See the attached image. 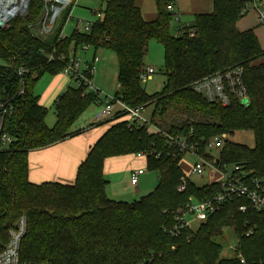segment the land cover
<instances>
[{"label":"trees","instance_id":"trees-1","mask_svg":"<svg viewBox=\"0 0 264 264\" xmlns=\"http://www.w3.org/2000/svg\"><path fill=\"white\" fill-rule=\"evenodd\" d=\"M155 3L158 16L147 22L136 0H107L103 17L93 23L90 33L74 31L64 37L68 10L48 42L35 37L22 23L13 22L10 29L0 30L4 63L0 65V100L15 97L16 105L4 123V132L13 142L9 150L0 152V253L9 240L8 231L25 216L27 231L20 259L30 264H241L220 256L223 244L215 240L230 227L247 264H264V215L251 208L242 213L238 201L202 223L190 241L186 236L174 239L169 235L178 209L191 198H211L219 187H199L187 179L186 191L180 192L182 179L187 177L182 167L185 154L164 135L129 128L127 119L109 122L72 185L29 181L30 152L75 136L79 118L100 101L86 86L68 87L54 103L56 123L49 128L48 109L35 94L42 77L61 75L71 51L78 56L84 46L95 52L105 48L114 52L119 66L117 95L130 106L151 109L167 135L185 138L204 155L211 138L226 134L218 152L220 165L237 164L264 175V62L260 60L264 49L254 30L237 28L248 0H213V12L195 16L194 38L187 31L179 37L172 34L175 28L169 7L173 0ZM43 5L42 0L32 3L29 20L40 16ZM152 41L164 48L166 83L161 93L149 96L140 74L146 69ZM236 67L243 69L248 103L234 101L223 107L194 92L196 81ZM20 69L26 70L23 77L18 74ZM21 89L24 93L17 96ZM245 131L254 135L253 148L229 140ZM140 153L147 155V169L158 172V187L133 203L109 199L106 160ZM249 232L252 235L247 237Z\"/></svg>","mask_w":264,"mask_h":264},{"label":"built area","instance_id":"built-area-1","mask_svg":"<svg viewBox=\"0 0 264 264\" xmlns=\"http://www.w3.org/2000/svg\"><path fill=\"white\" fill-rule=\"evenodd\" d=\"M78 0H54L52 4L55 11L48 16V8L46 16L43 18V29L41 34L48 36L53 30L57 21L62 18V15L68 11L67 22L72 20L73 11ZM252 8L256 11L258 22L264 24V0H248L243 14L249 12ZM169 11L172 13V22L175 26L174 36L179 37L185 35L194 38L195 30L190 24H181V17L175 11L174 3H171ZM98 19L103 17L102 13H97ZM47 17V18H46ZM94 22L84 23L78 20L77 32L90 33ZM79 26H83L79 27ZM187 31V32H186ZM87 52L91 47L84 46ZM70 62L65 66L62 74L68 77L76 86H86L90 91L96 93L100 97V101L96 104L100 105V110L94 118V124H100L109 121H119L120 119L128 120V127H142L153 134L164 135L168 138L169 144L175 145L185 155L191 154L195 157L196 162L190 166V174L196 176L211 175L214 179L211 184L219 187V192L206 200H197L191 198L184 208L178 209L174 214V225L169 228L168 233L174 239H180L183 236L190 241L193 233L204 222H206L213 214L219 212L227 204L238 201L240 202L239 210L245 213L248 208L264 215V175L259 176L254 171L246 169L244 166L220 165L218 160V152L227 139L226 134L218 135L211 138L207 142L206 152L202 155L198 147L190 144L185 138L178 135H167L157 123L156 117L148 113L146 106H130L117 94L114 96L101 97V91L96 87L93 80V74L96 72V65L99 63V58L94 56L91 62H83L73 51L70 53ZM54 55H51L53 59ZM264 62V55L260 59ZM82 66H84L83 69ZM26 73L25 69H20L18 74L20 77ZM154 74L152 68L145 69L140 74L141 81ZM24 81H21L23 86ZM194 92L204 97L210 103H218L223 107L230 106L234 101L248 103V92L243 77V69L241 67L229 68L213 75L204 77L196 81L192 86ZM24 93L23 89L19 91L17 96ZM14 98L7 101L0 100V152L9 150L13 138L4 132V123L16 111V105L13 102ZM139 159H146L147 155L140 153L135 155ZM211 156V158H210ZM160 157V154L157 155ZM145 171L138 169L133 171L131 175V183L138 186L139 177ZM187 177L182 179L179 186L180 192H185L187 189ZM195 223L198 224L195 226ZM230 229V228H225ZM27 231V219L21 217L13 228L8 231L9 240L0 253V264H30L21 261L20 250L21 243ZM252 232L247 233V237L251 236ZM229 245L222 252V257L230 260H237L241 264H247L245 257L239 249L238 239L234 242L229 240Z\"/></svg>","mask_w":264,"mask_h":264},{"label":"rangeland","instance_id":"rangeland-1","mask_svg":"<svg viewBox=\"0 0 264 264\" xmlns=\"http://www.w3.org/2000/svg\"><path fill=\"white\" fill-rule=\"evenodd\" d=\"M35 0H28L27 3H24L25 5L22 6L21 4L19 8L21 9L18 14H14L11 19H9L7 22H1L0 21V30L6 31L11 28L12 23L14 24L22 23L23 27L27 28V30L30 31L35 37L39 38L42 41H51L53 37L55 36L56 27L58 25V21L55 24L53 30L50 32L48 36H44L41 34V30L43 29V18L46 16L47 8L48 10V16L51 17L55 9L53 8L52 4L54 3V0H42L43 2V8L40 12V16L32 18L29 20L28 17H31V6L32 3ZM107 0H78V2L75 5L74 11H73V19L69 20V22L66 23L64 29H63V35L64 37H69L73 34L74 31L77 30L78 26V20H82L85 24L88 22H95L98 20L97 13H103L105 9ZM46 17V18H47ZM32 21V22H31ZM186 20L183 18L182 22L185 23V25H188V23L185 22ZM257 13L254 9L250 8L249 12L246 13L243 18L241 19L240 23L241 25H249L251 24V28L257 31V33H262L261 36V46L264 49V24H260L257 22ZM191 25V24H190ZM82 27L83 26H79ZM175 28V26H174ZM175 33V30L172 31V34ZM94 54V49L90 48L88 52L84 50L83 47H80L78 49V57L82 59L83 62H91L92 57ZM97 57L100 59V63L96 65V72L93 74V80L95 81L96 87L101 91V95L104 96H114L116 92L118 91V61L113 51L110 49H99L97 52ZM4 63L0 59V65H3ZM145 66L146 69L152 68L154 70V74L149 75L147 79L142 81V88L144 92L149 95H155L158 93H161L163 91V88L166 83V74L164 69V48L161 44L152 41L149 46V53L145 59ZM84 66H82L81 69H83ZM54 77H51L49 75H45L42 77V79L39 81L36 89L35 94L36 96H39L41 93H43L52 83ZM71 86H76L74 83ZM100 110V107H98L95 104H92L89 106V108L82 114L81 120L84 121L87 118H90L93 114L98 113ZM151 109L148 108V113L146 115H150ZM110 122V121H109ZM109 122H104L97 124L95 126L101 125L100 128L105 129L107 127V124ZM56 123V117H55V111L54 107H51L48 110V115L46 118V124L49 128H53ZM229 140L236 144H242L248 147H254L255 145V138L252 132L245 131V132H236L234 135L229 136ZM137 161H140L142 164L140 166L141 169L145 171V176L143 179H145L144 185L141 187V190L147 191L148 193H145L149 195L150 193L154 192V190L158 187L159 184V174L156 171H149L147 169L146 160L144 158L139 159ZM196 162L195 157H193L191 154L185 155V158L182 163V167L184 170L185 175L189 179V181L196 186L203 187L209 185L212 180L214 179L211 175H204V176H196L193 174H190V166ZM129 172V171H128ZM126 171V173H128ZM142 179V178H140ZM129 184H131V178L129 175L128 178ZM146 195V196H147ZM130 198V197H128ZM128 198L125 197L124 200H126V203L128 201ZM141 198L138 199H129L128 203H133L139 201ZM198 224L195 223V226ZM236 238L234 233V228L230 227V229H223V232L221 236L217 237L215 240L221 244H223L222 252L225 250V248L229 245V240L234 242V239ZM222 252L221 255L222 256Z\"/></svg>","mask_w":264,"mask_h":264},{"label":"crops","instance_id":"crops-1","mask_svg":"<svg viewBox=\"0 0 264 264\" xmlns=\"http://www.w3.org/2000/svg\"><path fill=\"white\" fill-rule=\"evenodd\" d=\"M173 3L175 11L181 17V24H185L182 22L184 18L186 23L193 25L196 15L213 12V0H173ZM136 5L140 9L145 21L153 22L156 20L158 11L155 0H136ZM240 21L237 24L239 31L254 30L251 28V24L241 25ZM254 31L261 44L260 40L263 34L257 33L256 30ZM97 52L94 50L93 57L97 56ZM72 84L73 82L63 74L54 77L49 87L38 96L40 99L39 104L48 110L54 107V103L58 97ZM119 89L120 87L116 94L119 92ZM101 97L103 96L101 95ZM95 105L100 107L99 104L95 103ZM80 118L74 128L78 132L75 136L49 148L30 152L28 155V178L30 182L34 184L58 182L66 185H72L75 182L79 166L87 158L90 149L105 134L111 124H104L107 125L105 129L100 128L103 124L95 126V114L84 121ZM137 160L139 158L135 155L114 157L106 160L104 177L107 181L106 194L109 199L117 202H126L124 200L125 197H130L128 198L129 201L131 197L135 200L147 195L145 194L148 193L147 191L141 190L145 182V179H143L145 173L139 177L138 186H134L132 183L129 184L128 181L129 175L131 178L133 171L141 169L142 163ZM126 171L129 172L126 173Z\"/></svg>","mask_w":264,"mask_h":264},{"label":"bare ground","instance_id":"bare-ground-1","mask_svg":"<svg viewBox=\"0 0 264 264\" xmlns=\"http://www.w3.org/2000/svg\"><path fill=\"white\" fill-rule=\"evenodd\" d=\"M27 2L28 0H0V21L7 22L14 14L20 12L19 6H24Z\"/></svg>","mask_w":264,"mask_h":264}]
</instances>
